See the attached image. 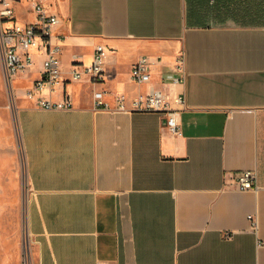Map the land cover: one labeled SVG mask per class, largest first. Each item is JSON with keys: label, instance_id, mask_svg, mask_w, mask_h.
<instances>
[{"label": "crops", "instance_id": "1", "mask_svg": "<svg viewBox=\"0 0 264 264\" xmlns=\"http://www.w3.org/2000/svg\"><path fill=\"white\" fill-rule=\"evenodd\" d=\"M46 3L59 18L52 42L61 44L66 80L27 99L45 57L34 48L33 72L12 82L32 262L264 264V0ZM18 10L19 22H29ZM99 44L109 48L105 80H70L74 59L91 64ZM182 54L185 82L175 83L166 76L179 73ZM143 56L151 80L137 84L131 68ZM151 88L181 109L178 133L164 112L95 105L99 91L114 108L118 95ZM64 92L72 109L39 105L40 96L61 100ZM248 169L256 187L231 188L226 173Z\"/></svg>", "mask_w": 264, "mask_h": 264}, {"label": "built area", "instance_id": "2", "mask_svg": "<svg viewBox=\"0 0 264 264\" xmlns=\"http://www.w3.org/2000/svg\"><path fill=\"white\" fill-rule=\"evenodd\" d=\"M22 5L25 15H35L26 23H20L18 6ZM59 18L52 12L46 0H0V50L3 59L4 77L9 87L13 80L20 74L30 72L33 68V49L43 50L45 57L39 78L32 81L25 88L24 96L33 101V97L44 90L54 92L58 86L64 84L65 78L61 67V44L52 42V33L58 24ZM109 54V48L99 44L94 50L93 61L89 65L81 63L78 59L72 62L70 74L72 81L88 78L91 82L101 83L106 78L105 64ZM184 57L177 59L176 71L178 74L169 73L166 78L175 83H184ZM131 78L137 84H144L151 80V61L141 57L131 68ZM95 105L98 108L112 111H158L166 115V125L173 133L179 132L178 115L180 108L171 105L167 96L160 90L151 88L146 94L128 98L126 94L116 97V105L113 108L104 99V92L95 93ZM39 105L46 110H68L73 108L71 97L64 92L61 100H51L40 96ZM175 102L185 105V97L179 94ZM231 178L230 187L245 191L256 187L257 174L255 170H238L227 172ZM252 229L258 228V221L254 215H249ZM262 244V243H260ZM21 264H34L30 246L24 250V258ZM98 264H107L98 262Z\"/></svg>", "mask_w": 264, "mask_h": 264}, {"label": "rangeland", "instance_id": "3", "mask_svg": "<svg viewBox=\"0 0 264 264\" xmlns=\"http://www.w3.org/2000/svg\"><path fill=\"white\" fill-rule=\"evenodd\" d=\"M32 18L27 16L29 21ZM1 63L0 50V264H21L24 250L30 246L28 178L19 107L14 102L17 86L6 85Z\"/></svg>", "mask_w": 264, "mask_h": 264}]
</instances>
